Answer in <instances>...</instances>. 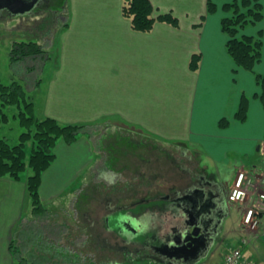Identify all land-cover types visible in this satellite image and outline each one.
I'll use <instances>...</instances> for the list:
<instances>
[{
    "label": "crops",
    "instance_id": "obj_1",
    "mask_svg": "<svg viewBox=\"0 0 264 264\" xmlns=\"http://www.w3.org/2000/svg\"><path fill=\"white\" fill-rule=\"evenodd\" d=\"M213 1L216 11L207 13L206 0H150L153 16L171 12L178 18V26L156 21L151 30L141 32L132 29L130 19L122 14L123 0H55V13L61 16L57 22H61L58 63L46 69L40 84L37 117H52L60 123L83 121L98 132L73 145L58 141L55 157L69 154L68 148L74 151L70 158L54 160L59 176L46 181L48 169L42 174L39 195L46 211L40 215L32 213L24 182L0 178V264H24L28 259L38 264H132L138 260L170 264V259L156 251L166 262L129 255L132 249L141 248L133 240L142 239L144 234L171 231L159 227V218H148L145 223L140 220L142 227L127 235L129 232H124L117 220V225L110 226L103 216L101 225L108 236L111 234V240L100 243L88 233L87 226H99L97 220L89 219L96 191L103 198L123 200L127 206L122 209L130 215L142 213L148 217L160 215V209L139 210V204L132 202L145 198L158 201L169 191L163 192L162 182L156 178L129 174L115 177L97 171L100 163L104 166L110 159L107 147L112 146L114 136H130L124 133L129 132L125 124L160 141L178 142L188 148L195 145V151L210 159L218 170L219 166H231L228 181L216 174L226 188L239 169L259 181L264 179V109L254 96L260 88L254 74L236 66L226 51L227 35L221 30L220 20L226 14L221 5L229 0ZM260 2L264 7V0ZM263 27L264 21L245 26L238 35H254ZM192 54L200 55L196 70L189 68ZM254 72H264V49ZM242 94L248 97V110L246 120L239 122L233 117ZM221 117L230 121L227 128L218 127ZM111 119L122 121L123 128L119 127L121 123L108 124ZM92 148L94 153L101 149L105 155L93 166L95 175L80 181L79 176L71 174L88 162ZM76 183L75 190L68 187ZM104 183L109 187L120 184L116 189H99ZM61 197L68 201L62 208L69 217L65 214L61 220H52V205ZM227 204L228 208L238 204L241 209L239 203ZM261 231L264 218L254 233L248 232L261 241L257 246L262 250V258H256L258 264L264 254ZM123 246L128 247L126 252Z\"/></svg>",
    "mask_w": 264,
    "mask_h": 264
},
{
    "label": "rangeland",
    "instance_id": "obj_2",
    "mask_svg": "<svg viewBox=\"0 0 264 264\" xmlns=\"http://www.w3.org/2000/svg\"><path fill=\"white\" fill-rule=\"evenodd\" d=\"M215 1L220 2L219 0H215ZM57 6L58 4L54 5V8L57 9ZM221 8H222V5H221ZM263 12H264V7H263ZM3 14L5 16L3 18L0 17V81L1 83H4V84H9L13 81H18V82L23 83L25 85V88L28 91V95L32 98L34 102V113H35V116H37L39 112V107L41 106V96H42V85L40 84L42 83V80L47 74L46 69H48L49 67L51 68L53 64L58 63L56 52L59 51L58 31L61 27L60 25L61 22L55 23L54 26H51L52 27L51 32L48 33V30L45 28V26H42L43 17L41 15H38L36 13L31 14V13H28V11L19 13L16 15H7L5 12ZM262 22L263 21L261 22L259 21L256 24L257 25L258 23L262 24ZM22 40L24 41L33 40V41L38 42L42 47L46 48L47 51H49L50 59H46L44 60V62L38 58L37 59L29 58L30 61L29 59H25V58L23 60L12 61L10 57V49L12 47V43L14 41H22ZM263 44H264V39L262 42L261 51L264 49ZM32 59L35 60L33 63L31 62ZM32 64L35 66L30 67L32 66ZM38 84L40 86L36 87V85ZM5 111L9 115V120L6 123L0 124V138L5 139L9 144H17L19 142V133L23 130V128L19 125L17 119L12 116L13 113L16 111L14 106H7L5 108ZM114 122H116L117 124L121 123L119 127L123 128L122 121H119V120L111 119V121H109L108 124L109 123L112 124ZM67 123L88 124L89 125L88 132H87L88 135L86 136L83 134H79L77 137V140L85 138V137H91L93 133L96 134L98 132V129L95 128L94 125L93 127L90 125L91 123H87V122L84 123L83 121L67 122ZM63 124H66V123H63ZM125 125H124V128H127L129 132H124V133L130 134V136L129 135L123 136L122 138H119V140L117 141V144L119 146H122L123 148L115 149L114 146L107 147V149H109L110 151L114 150L113 153H110V159L115 160L113 155L116 154L118 157H120V160L119 161L117 160L115 163V166H113L114 164H112V162L108 158L106 162L104 163V166H102V164L100 163L101 166L97 168V171L101 172L103 170L105 175L114 174L115 177L117 176L124 177V176H128V174L129 176H132V177L135 175H138L141 177L143 175L141 178L142 179L147 178L148 180L154 179L152 177H148L149 174L157 173L158 177H155V178L162 182L163 192L168 191L169 187L171 186H175L178 188L181 185H183L185 180L182 179V177L173 173V170L171 169L172 166L170 162H166L165 155L169 153L173 155L175 158H177L178 160H181L183 163L184 162L188 163L187 159L181 155L182 149L184 150V148H187L188 149L187 154H194L195 152H197L194 149V147L196 146L194 145V147L188 148L187 145H182L178 142L177 143L173 142L174 143L173 144L172 142H168V141L166 142L160 141L146 134L141 133L139 130L133 127H129ZM130 137L134 140L142 139V141H147L151 144L157 145L158 147H151L150 149L149 148H146V149L138 148L140 143L133 141ZM58 141H63V140L59 139ZM76 141H74L71 144L72 145L75 144ZM102 144H104V142H102ZM56 145L52 149V152L54 153V155H55ZM70 149L71 148H68L69 154L66 155L64 153L61 155V157H59V154H58V157L60 159H63L64 156L65 158H68V157L70 158L72 152L74 151V150H71L70 152ZM124 151H133L132 153L125 154V160H127V162L129 161L130 163L126 162L125 164V160L121 159ZM135 152H137L138 155ZM104 153L105 152L102 151L101 149L100 151L94 153V149L92 148L91 155L87 157L88 158L87 160L89 163L88 162L84 163L83 167L78 168L77 170L73 169V172L71 175L79 176L80 181H83L86 178L92 175H95L94 172L96 171V169H94L93 166L97 165V162L103 159L105 155ZM156 155L158 156L160 155V159L162 160L161 161L156 160ZM141 156L148 159L149 161L146 162L142 160ZM194 156H195V159L197 158L200 159L201 161L200 163L202 165H207L208 169H210L212 172L216 173L217 175L219 174V178L221 180L225 182L229 180V177L231 175V166H229L228 169L223 166H219V170H218L215 164L210 159H208L206 156H205L206 158L202 156V153L199 152V155L197 153L196 155L194 154ZM58 157L56 154V157L54 156V160L57 158L56 160L58 161ZM77 159H78V156H77ZM54 160L52 161L50 165L51 167L49 166L47 168L48 171L47 169L44 171V172L47 171L46 172L47 176L45 177L47 178L46 181H48V179H50L51 177H54V176L56 177L60 175V169L58 168V165L55 167L53 166ZM123 163L125 164L124 165L125 167L122 166ZM196 164H198V162H196ZM126 166L128 167V169ZM67 170L71 171L72 169L68 168ZM217 170H218V173H217ZM64 171L66 170L63 169V172ZM44 172L42 174H44ZM30 174H32V170L29 167H26V169L21 173L20 179H15L8 174L0 176V178L6 177L7 179L12 180L14 182H18V183L24 182V185H25L24 192L28 194L25 179ZM118 184L114 183L110 187L107 183L100 184L99 189H102V190H109V188L116 189ZM77 186H78V183L74 185H69L68 187L71 190H75ZM70 189H68L66 192L69 193ZM66 192L64 193V196L67 194ZM93 195L96 196V199L90 202V206L92 209L91 211H89L91 213L89 219L97 220L99 222V226L92 227V228L87 226V229H88L89 236H91L93 239L96 238L95 240H99L100 243L101 242L105 243V241L109 239V236L111 234H109L108 236V234H106L107 231L106 232L103 231V227L101 225V220L103 219V216L108 221V223H110V226H113V224L117 223L116 220H119L120 217L123 216L121 214L122 213L127 214V212L123 210L122 211L110 210L112 209L113 206H115V202L116 203L124 202L123 200L121 201L111 200L110 201L106 198L101 197V195H98L97 191L96 193H93ZM30 203H31V200H30ZM67 203L68 201L64 199L63 197H61L59 201H57L56 204L52 205V209H54V211H52L53 215H51L53 216L52 220L57 219V218L61 220L63 217H66L65 214L67 215V217H69V214L65 212L62 208V206H64ZM240 210L241 209L238 204H234L227 209V212L222 219L221 229L219 231V234L217 235L207 255L203 258L204 260L208 261L209 263L218 262L219 256L228 248L237 246L242 237H246L249 240L248 244H246V246L244 247L245 254L253 257L255 260L256 258H259V260L262 258L260 256V253H262V250L259 247L257 248V246L259 245L261 241L256 239L252 233L247 234L244 232L245 230L243 226L241 225ZM45 220L47 221V218ZM169 220L171 221V215H167L166 220H165V223H166L165 228L167 229H170V226L172 225V223H169ZM86 222H84L83 224L85 225ZM132 222H133V225L131 226L133 227L129 228L128 230L129 234L126 231L127 235H130L131 233H133L134 230L138 229L141 223V222H136V221L135 222L132 221ZM261 232H264V231H261ZM96 234H98L97 237H94V235ZM24 264H38V263H36L35 261L31 259H28L27 263H24ZM52 264H55V263H52ZM132 264H144V262H141V260H138V261H133ZM261 264H264V254H263V260Z\"/></svg>",
    "mask_w": 264,
    "mask_h": 264
},
{
    "label": "trees",
    "instance_id": "obj_3",
    "mask_svg": "<svg viewBox=\"0 0 264 264\" xmlns=\"http://www.w3.org/2000/svg\"><path fill=\"white\" fill-rule=\"evenodd\" d=\"M123 1L122 14L130 19L132 29L136 31L147 32L152 29L156 21L178 26V18L171 12L160 13L157 16H153L154 8L150 0ZM222 10L226 13L220 20L221 30L227 35V41L225 43L226 51L235 62L236 66L254 74L255 82L260 88V92L254 96L260 100L264 109V72H254L255 64L261 59L264 27L259 29L255 35H238L240 28L247 25H254L259 21H264L262 4L260 0H231L222 4ZM215 11L216 4L212 0H206V12L214 13ZM203 18L204 15L201 16V19ZM10 57L12 61L23 60L24 58H38L44 62V60L50 59V54L46 48L42 47L36 41L22 40L12 43ZM33 59L31 60L32 63L35 61ZM199 60V54H192L189 68L191 70H196ZM33 66L35 65L32 64L30 67ZM36 86H39V84ZM7 106L15 107L16 111L12 116L17 119L23 130L19 133V142L17 144H9L5 139L0 138V176L8 174L15 179H20L21 173L26 167H29L32 170V174L25 179L28 197L31 200L32 213L40 215L46 210L40 199L39 187L42 173L54 160L55 155L52 152L53 147L59 139L63 140L66 144L73 143L77 140L79 134L88 132L89 125L63 124L52 117L38 118L34 113V102L28 95L25 85L18 81H13L9 84H4L0 81V124L6 123L9 120V115L5 111ZM247 110L248 97L242 94L233 118L239 122H244L247 118ZM229 122L230 121L226 117H221L218 120V127L221 129L227 128ZM200 188L203 189L202 187ZM213 196L214 193L211 195V203H213ZM164 197L165 194H163L158 201L151 202L149 199L145 198L141 201H133L132 204L138 203L140 206L138 208L139 210H150L153 207L157 208L155 209L156 211L158 208L164 210L170 207L168 205L169 199ZM195 198L197 202L208 199V197L204 198L198 195H195ZM126 206L125 202H115V206L110 210L122 211L124 210L122 208ZM141 214L142 213H140V215ZM140 215H134L135 217L133 218V215L127 213V216L133 219H131V225H133L132 221L140 222L141 220V222L145 223L148 218H158L159 216L154 215L148 217V215ZM141 225L142 223L140 227H142ZM145 235L148 236V234H144V236ZM123 248L126 252L128 247L123 246ZM123 258L129 259V257H125L124 255Z\"/></svg>",
    "mask_w": 264,
    "mask_h": 264
},
{
    "label": "flooded vegetation",
    "instance_id": "obj_4",
    "mask_svg": "<svg viewBox=\"0 0 264 264\" xmlns=\"http://www.w3.org/2000/svg\"><path fill=\"white\" fill-rule=\"evenodd\" d=\"M31 2H34V5L29 10H27L28 13H36L38 15H41L43 17L42 26H45V28L48 30V33H50L52 28L51 26H54V24L58 22V17L61 18L60 15H57L55 13L58 10V8H54L55 0H31ZM4 12L7 15H13L12 12L5 8L0 10V15L4 16ZM119 138L122 137H120V135H117L116 137L114 136L112 146H114L115 149L123 148L122 146H119L117 144ZM132 140L140 143L138 148L150 149L151 147H158L157 145L151 144L147 141H142V139ZM187 151V148H184V150L182 149L181 155L187 159L188 163H183L181 160H178L169 153L165 155L166 162H170L173 173L185 180L183 185L178 188L175 186L169 187V191L165 194L164 198L169 199L168 205L170 207H167L164 210L160 209V215L158 217V222L160 223L159 227H165V220L167 217L166 213L171 212V221L169 220V223H172V225L170 226L171 231L165 232L162 235H159L158 233L155 235L149 234L148 236L143 235L144 238L140 240H133L132 242H136L139 246H141V248L132 249L129 253L130 256H150L156 261L164 262H166L167 259L163 257H167L168 260L170 259L168 262L170 264H173V262L183 264L185 256L176 259L174 257H168L167 255L160 252V250H165L167 252L171 251V249H168L169 247L165 248L164 245H171L173 239H177V235L179 234V232H182L183 234L190 233L194 228V226H191V224L197 221L199 229L198 235H201V238L199 240H196L194 244H197L201 248L205 247V244L208 243L207 241L213 238L215 239L219 234V231L221 229V220L225 216L228 209L226 200L227 188L226 186L224 187L220 182H218L216 173L212 172L210 169H208V167L206 169V167L200 163L201 161L199 158L195 159L194 154L196 155L198 153L199 155L198 151L194 154H187ZM113 152L114 150L110 151V153ZM132 152L133 151H124L121 159L125 160V154H129ZM135 153L137 154V152ZM113 156L115 160L110 159V161L115 165L116 161L120 160V157H118L116 154H114ZM141 159L146 162L149 161L143 156H141ZM156 160H162L160 159V155H156ZM126 162L127 160H125V164ZM196 162H198V164H196ZM127 163L130 162L128 161ZM148 177L155 178L158 177V175L157 173H153L149 174ZM200 187H202L203 189H201ZM212 193H214L213 203H211ZM188 195L190 197L192 195H198L204 198L208 197V199L198 202V206H196L195 208V212L199 214L197 218L192 213V209L190 206L191 203L189 201V198L187 197ZM132 217L134 218L135 216ZM131 235H133V233ZM155 251L161 254L163 257L159 254H156ZM130 256L128 261L131 260Z\"/></svg>",
    "mask_w": 264,
    "mask_h": 264
},
{
    "label": "built area",
    "instance_id": "obj_5",
    "mask_svg": "<svg viewBox=\"0 0 264 264\" xmlns=\"http://www.w3.org/2000/svg\"><path fill=\"white\" fill-rule=\"evenodd\" d=\"M227 200L241 204V225L247 229L245 233H254L264 218V179L259 181L248 171L237 170L228 187ZM248 242L246 237H242L237 246L228 248L221 254L218 262L201 260L195 264H258L244 252Z\"/></svg>",
    "mask_w": 264,
    "mask_h": 264
},
{
    "label": "water",
    "instance_id": "obj_6",
    "mask_svg": "<svg viewBox=\"0 0 264 264\" xmlns=\"http://www.w3.org/2000/svg\"><path fill=\"white\" fill-rule=\"evenodd\" d=\"M34 5V2H31V0H0V9H8L13 14L23 13L29 10ZM193 196V195H192ZM190 197L189 201L191 203V209L193 215L197 218L198 213H196L195 208L198 206V202L195 198V196ZM186 199V198H185ZM118 221V224L121 225L122 230L128 231L129 228L133 227L131 226V218L130 216H121ZM191 226H194L192 231L190 233L183 234L182 232H179L177 235V239H173L172 244H165L164 247L171 249L170 252H167L165 250H160L163 254L167 255L168 257H174L176 259L184 258L183 264H195L198 261H200L202 258H204L208 251L210 250L214 240L211 239L207 241L208 243L205 244V247L201 248L197 244H194L196 240H199L201 238V235H198L199 229H198V222H193ZM188 242V243H187Z\"/></svg>",
    "mask_w": 264,
    "mask_h": 264
},
{
    "label": "bare ground",
    "instance_id": "obj_7",
    "mask_svg": "<svg viewBox=\"0 0 264 264\" xmlns=\"http://www.w3.org/2000/svg\"><path fill=\"white\" fill-rule=\"evenodd\" d=\"M68 4V3H67ZM42 75V74H41Z\"/></svg>",
    "mask_w": 264,
    "mask_h": 264
}]
</instances>
